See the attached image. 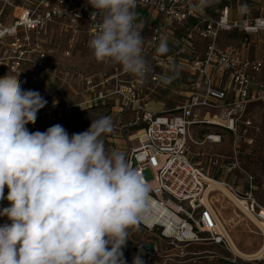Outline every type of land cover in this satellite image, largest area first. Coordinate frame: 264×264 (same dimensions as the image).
Wrapping results in <instances>:
<instances>
[{
    "label": "built area",
    "instance_id": "2783aa9c",
    "mask_svg": "<svg viewBox=\"0 0 264 264\" xmlns=\"http://www.w3.org/2000/svg\"><path fill=\"white\" fill-rule=\"evenodd\" d=\"M207 1L137 0L136 23L150 65L146 78L140 80L119 64L93 57L89 41L98 30L100 17L91 18L94 9L87 0H0V77L11 70L19 73L24 89L38 83L40 76L72 80L76 74L64 67L66 62L83 60L89 54L105 78L100 84L111 81V90L63 109L111 103L120 111L129 107L134 113L126 126L136 129L137 146L129 148L126 157L151 186L153 212L135 231L142 236L131 234L122 248L126 264H132L137 255L144 264H202L203 259L210 264L219 260L242 264L214 207L215 192H208L209 178L216 179L194 160L196 145H229L226 154L212 155L210 164L217 172L244 173L246 190L216 181L241 204V212L264 226V205L256 199L255 176L240 162L264 131V55L260 59L253 55L264 40V0L237 6V19L231 17L228 6L215 16H206ZM253 10L257 15H252ZM178 29L184 30L181 37ZM231 33L237 36L235 42L221 45V36ZM161 36L175 44L164 55L156 53ZM198 38L205 40L201 50L196 46ZM177 72L185 75L181 86L184 101L170 110H149L147 94L167 91ZM165 75L174 78L164 84L161 77ZM85 81L94 92L97 85L93 80L86 77ZM109 95L120 100L106 103ZM257 103L263 108L262 122L249 115L250 105ZM52 109H58L57 105ZM194 127L200 129L197 134ZM260 188L264 191V183ZM2 204L9 206L7 199ZM2 220L0 224L10 223L7 217ZM148 243L154 245V252L146 247ZM204 245L214 248L194 249Z\"/></svg>",
    "mask_w": 264,
    "mask_h": 264
},
{
    "label": "clouds",
    "instance_id": "9594fccd",
    "mask_svg": "<svg viewBox=\"0 0 264 264\" xmlns=\"http://www.w3.org/2000/svg\"><path fill=\"white\" fill-rule=\"evenodd\" d=\"M87 2L91 18L100 17L89 41L93 57L145 79L150 65L137 0ZM168 52L161 36L156 53ZM19 76L11 70L0 77V201L9 202L0 216L10 221L0 224V264H126L122 248L153 212L150 184L124 152L106 150L110 116L71 136L59 124L29 131L47 101L25 90ZM132 264L144 261L137 255Z\"/></svg>",
    "mask_w": 264,
    "mask_h": 264
},
{
    "label": "rangeland",
    "instance_id": "374dc122",
    "mask_svg": "<svg viewBox=\"0 0 264 264\" xmlns=\"http://www.w3.org/2000/svg\"><path fill=\"white\" fill-rule=\"evenodd\" d=\"M215 0H211L214 2ZM241 3H246L245 0H242ZM224 4H229V2L222 1L220 6ZM184 30L178 29L177 36L181 37V34ZM235 38L232 34H223L221 36L220 43L221 45L234 43ZM89 54L84 56L83 60H70L66 62L64 67H67V70L73 71L76 76L70 80L68 78H60V80L51 78H44L45 81L49 82L44 84L38 82L25 90H35L38 91L41 96L47 101V104L44 108L40 109L37 113V119L35 123H30L27 125L29 131L31 132H44L49 127L59 124L61 125L71 136L73 133H79L86 131L92 120L98 119L101 116H110L113 121L114 130L112 133L107 134L103 137L105 142L106 150H119L124 152L127 155V150L134 146H137V140L134 139V134H136V129L127 127L129 120L133 117V111L131 108H125L123 111H120L118 107H111L110 105H98L92 108H80L73 107L72 109H63V106H70L75 104H80L90 97H94L95 94L98 96L99 92L102 91L103 94H107L111 90V81H108L104 85L100 84L105 78H102L99 71V68L93 60L90 58ZM53 60H57L54 59ZM27 69V68H26ZM82 75L77 76V75ZM91 78L93 84L97 85L95 91L92 92L85 81V78ZM183 81L185 80V75L182 76ZM180 87V86H179ZM175 88L174 92L170 91L167 94L164 91H157L153 94H147L149 101L164 100L168 104L167 108L172 107L169 103L175 99L181 100L182 98L178 95L180 88ZM183 91V89H182ZM104 100L106 103L111 101L115 102L120 100L118 96H107ZM55 102V103H54ZM57 105L58 109H52V106ZM157 105H154L153 108H157ZM163 109V108H162ZM67 110V113H66ZM62 113V117L59 118L58 114ZM200 129L194 127V131L197 134ZM201 134V132H200ZM134 137V138H133ZM229 145L225 144L216 146L210 145L208 142L203 146H194L193 151L195 154L194 160L197 164H200L205 170H210L211 174L216 180L225 181L226 183L231 184L234 188H238L239 191L246 190V176L241 172H217V169L212 168L210 164V157L214 154H226L228 152ZM252 149V151H251ZM206 152L209 155L202 156L198 155L201 152ZM240 162L242 168H244L249 174L255 176L257 191L256 196L261 204L264 205V191L260 188L261 184L264 183V131L261 140L258 141L255 147L250 148L246 151V154L240 157ZM224 193L230 197L224 195L220 196L223 202V206L227 208V211H221L220 207H216L217 211H221L222 217L226 218L227 224L232 232V235L235 237L237 245L241 251L244 253L256 252L261 248L264 238L260 236L261 230L259 226L252 222L247 214H243L235 206L237 204L234 201V197L225 189L222 188ZM222 194V193H221ZM220 194V195H221ZM213 195H218V192H215ZM217 197V196H215ZM219 198V197H218ZM233 203H231V201ZM221 202V200H220ZM220 205V204H219ZM238 207V206H237ZM237 214V216H236ZM248 217V218H247ZM251 218V217H250ZM141 233V234H140ZM135 237H141L142 232H132ZM147 235V234H145ZM214 246L204 245L197 246L194 249L199 250H213ZM220 254H225L218 250ZM229 256V254H225ZM242 264H264V259L248 261L244 259H238ZM202 264H210L209 259L201 260ZM212 264V263H211ZM214 264H226L222 260H219Z\"/></svg>",
    "mask_w": 264,
    "mask_h": 264
},
{
    "label": "crops",
    "instance_id": "0c3cea01",
    "mask_svg": "<svg viewBox=\"0 0 264 264\" xmlns=\"http://www.w3.org/2000/svg\"><path fill=\"white\" fill-rule=\"evenodd\" d=\"M222 1L229 2V4H224L223 6H220ZM245 1L250 2L251 0H245ZM241 2H242V0H215L214 2H211V0H208V1H207V5L205 6L204 14H205L206 16H215V15L219 14L225 6H228V8L231 10V14H230L231 17H232L233 19H237V18L240 17V15L236 13L235 8H236L237 6H239L240 4H243V3H241ZM249 4H250V3H249ZM253 11H254V12H252V15H253V16L257 15V12H258V11H256V10H253ZM184 35H185V34H184ZM198 40H199V41H198ZM198 40H197L198 43L196 44V46H197V48H198L199 50H201L202 48H204L203 46H204V44H205V40L200 39V38H198ZM174 45H175L174 42L171 40L170 44H168V47H169V48H170V47L173 48ZM253 55H254L255 58H259V59H260L261 57H263V55H264V40H263L262 42H260L259 45L256 47V49H255L254 52H253ZM176 75H177V76H176V79L174 80V82H173V84L171 85V87H170L167 91L164 90V92H165L166 94H167L168 92H170V91L174 92L175 88H177V87L180 86V87H179V88H180V91H179L178 95H180L179 97H181L182 99H181V100L175 99L174 101L170 102L169 104L172 105V107H170V108H167L168 104H167L166 101H164V100H162V101H160V100H157V101H153V100H152V101H151V100H150V101H149V99H145V101H146V102H145V103H146V107H147L149 110L157 111V112H159V111H163V110H170V109H173L175 106L179 105V103L181 104V103L184 101V95H185V92L181 90V86H182V84L184 83V81H183V79H182V76L184 75V73H181V72H180V74H179V72H177ZM41 81H43L42 83H44V84H48V83H49V82H47V81L44 80V76H40V80H39V82H41ZM154 105H157L158 107H157V108H153ZM162 108H163V109H162ZM249 115H250L251 117H253L255 120H257L258 122H262V121H263V108H262L261 104H259V103H257V104H251V105H250V108H249ZM251 151H252V149H251ZM212 191H214V192L217 191V192H218V195H213L214 193H212V196L214 197L213 204H214V207H215L216 211H217V208H216L217 206L220 207L221 211H227V208L223 206V202H224V201H222V199L220 198V196L223 195V197H224V195H225V196L228 197L229 199H230V197L227 196V195L224 193L223 189H220V190H218V189H212ZM221 193H222V194H221ZM220 194H221V195H220ZM215 196H217V197H215ZM218 197H219V198H218ZM218 199L221 200V202H217ZM230 201H231V200H230ZM231 203H233V202L231 201ZM219 204H220V205H219ZM233 205L235 206L234 203H233ZM5 207H7V205L2 204V206H0V209L5 208ZM235 207H236L237 209H239L237 206H235ZM221 211H220V212L217 211V212H218V215H219V217L223 220V222H224V226H225L226 229L228 230L229 236H230V238H231V240H232L234 246H236V248L239 249V247H238V245H237V242H236V239H235V237L232 235V232H231V230H230V228H229V226H228V224H227L226 218H223V217H222V213H223V212H221ZM242 213H243V212H242ZM243 214H244V213H243ZM236 216H237V214H236ZM245 216H247V215H245ZM4 217H6V216H0V223H1V221H3L2 219H3ZM247 218H248V217H247ZM249 219H250L252 222H254V223L256 224V222H255L252 218L249 217ZM256 225H257V224H256ZM260 236H262V237L264 238V233L261 232V233H260ZM263 240H264V239H263ZM235 244H236V245H235Z\"/></svg>",
    "mask_w": 264,
    "mask_h": 264
},
{
    "label": "bare ground",
    "instance_id": "6f19581e",
    "mask_svg": "<svg viewBox=\"0 0 264 264\" xmlns=\"http://www.w3.org/2000/svg\"><path fill=\"white\" fill-rule=\"evenodd\" d=\"M134 137L136 138V136H134ZM208 182L210 183L209 184L208 192H211L212 189H218V190H220L222 188H225L231 194V196L234 197L232 195V193L226 187H224L223 185H221L220 183H218L219 181H216V180H214L212 178H209V181ZM233 199H234L235 203L237 204V206L241 208V204L238 203V201L235 199V197ZM217 202H220V200L218 199ZM247 215L250 216L257 223V225L259 226V229L261 230V232L264 233V226L260 222H258L257 220H255L251 215H249V214H247ZM233 251H234V253L239 258L244 259V260L245 259L248 260V261L261 260V259H264V242H263L261 248H259L256 252L244 253L240 249H237L236 246H234V244H233Z\"/></svg>",
    "mask_w": 264,
    "mask_h": 264
},
{
    "label": "water",
    "instance_id": "95a60500",
    "mask_svg": "<svg viewBox=\"0 0 264 264\" xmlns=\"http://www.w3.org/2000/svg\"><path fill=\"white\" fill-rule=\"evenodd\" d=\"M146 247L149 248L152 252L155 251L154 245L152 243H148Z\"/></svg>",
    "mask_w": 264,
    "mask_h": 264
},
{
    "label": "trees",
    "instance_id": "16d2710c",
    "mask_svg": "<svg viewBox=\"0 0 264 264\" xmlns=\"http://www.w3.org/2000/svg\"><path fill=\"white\" fill-rule=\"evenodd\" d=\"M233 35L234 38H237V36L234 34V33H231ZM99 105H110L111 107H113V105L110 103H107V104H99ZM226 263V262H224ZM227 264V263H226Z\"/></svg>",
    "mask_w": 264,
    "mask_h": 264
}]
</instances>
